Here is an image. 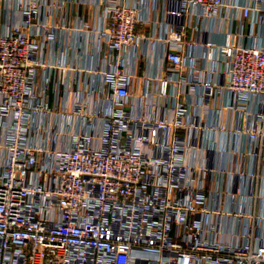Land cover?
<instances>
[{
  "label": "built area",
  "instance_id": "built-area-1",
  "mask_svg": "<svg viewBox=\"0 0 264 264\" xmlns=\"http://www.w3.org/2000/svg\"><path fill=\"white\" fill-rule=\"evenodd\" d=\"M236 20L264 0H0V264H264V46L209 37Z\"/></svg>",
  "mask_w": 264,
  "mask_h": 264
},
{
  "label": "crops",
  "instance_id": "crops-1",
  "mask_svg": "<svg viewBox=\"0 0 264 264\" xmlns=\"http://www.w3.org/2000/svg\"><path fill=\"white\" fill-rule=\"evenodd\" d=\"M240 5L243 4L242 1H237ZM85 13V21L91 22V17L89 15L90 11L83 9ZM242 30L241 43L245 46H264V24L259 23L258 25L252 27L249 21L236 20L234 22H226L220 29L216 30L214 33L210 34L209 37L218 44H223L225 42V35L230 31L232 33L238 34ZM146 33H150V29H146ZM155 68V63L153 60H142L139 65H136L135 70L139 77H144L153 73ZM134 70V69H133Z\"/></svg>",
  "mask_w": 264,
  "mask_h": 264
}]
</instances>
